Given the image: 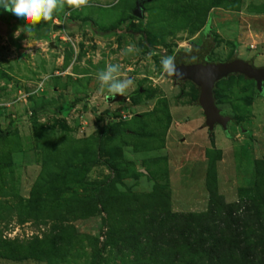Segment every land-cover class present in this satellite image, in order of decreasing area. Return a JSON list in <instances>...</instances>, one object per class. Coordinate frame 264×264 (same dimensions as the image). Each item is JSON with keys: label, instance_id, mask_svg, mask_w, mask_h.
I'll use <instances>...</instances> for the list:
<instances>
[{"label": "rangeland", "instance_id": "1", "mask_svg": "<svg viewBox=\"0 0 264 264\" xmlns=\"http://www.w3.org/2000/svg\"><path fill=\"white\" fill-rule=\"evenodd\" d=\"M136 1L66 5L35 26L46 29L41 38L17 33L25 25L0 8V264H119V250L105 244L106 221H124L126 201L99 202V213L85 215L84 197L114 178L109 159L121 175V158L142 174L118 180L117 192L147 193L156 183L177 213L206 211L207 187L237 216L251 214L247 196L259 198L257 187L264 193L255 182L264 83L259 94L244 75L218 81L216 106L230 121L212 133L200 105L189 104L199 87L174 81L160 64L167 55L186 60L210 40L208 61L264 66V0H140L141 16L132 18ZM127 45L139 51L125 53ZM107 64L133 80L123 96L106 99L97 73ZM123 110L134 116L123 120ZM257 225L264 232V220ZM58 232L68 237L50 258L56 250L46 240Z\"/></svg>", "mask_w": 264, "mask_h": 264}, {"label": "trees", "instance_id": "2", "mask_svg": "<svg viewBox=\"0 0 264 264\" xmlns=\"http://www.w3.org/2000/svg\"><path fill=\"white\" fill-rule=\"evenodd\" d=\"M42 29L34 27L31 36L33 33H36V38L45 36L46 29L43 34L40 33ZM37 32H39L38 36ZM197 54L191 55L188 59L192 61ZM179 59L176 65L177 69L182 72L187 66L188 59ZM230 76L243 75L230 74ZM170 77L176 80V76ZM219 82L215 83L213 89L215 104L218 102L216 86ZM138 99L133 98V102L136 103ZM189 104H198V93ZM133 116L134 114L127 120ZM113 126H116L115 123ZM95 162L97 160L90 164H95ZM117 163L123 166L124 175H121L122 172L116 162L110 159L105 161V165L114 174V178L102 184L100 190L90 191L84 197V201L87 207L86 217L101 211L96 209L99 202L104 206L108 200L124 199L126 201V209L120 212L121 215L125 214L124 221L115 217H109L106 221L108 230L105 233V244L119 250L121 254L119 264H264V232L257 225L259 219L264 220V193L261 188L257 187L259 198L247 196L249 205L246 211L251 214L247 213L245 216H237L235 204L226 203L222 196L217 195L215 188L210 187H207L209 204L206 211L177 213L170 208L169 193L156 183L147 193L117 192L115 185L118 180L123 183L124 178L137 180L142 175L133 170L130 162L122 158ZM263 164L256 161V184H264ZM103 211L109 212L106 209ZM110 214L114 215L115 212L111 211ZM110 221L115 223V226H109ZM125 222L127 224L124 228ZM259 228L260 233L258 234ZM67 229L70 231L71 227ZM54 237L50 241L46 240L47 245L51 242V250H59L56 244L61 242L62 238L68 237V234L58 232ZM240 237L243 239H239ZM40 243L46 245L44 240ZM40 252L37 251V253ZM56 252L50 258L57 255L58 252ZM92 264L97 263L93 261Z\"/></svg>", "mask_w": 264, "mask_h": 264}, {"label": "water", "instance_id": "3", "mask_svg": "<svg viewBox=\"0 0 264 264\" xmlns=\"http://www.w3.org/2000/svg\"><path fill=\"white\" fill-rule=\"evenodd\" d=\"M140 5V0H137L132 10V15L138 18L141 16ZM211 48V41L207 40L200 49L195 50L191 55L198 54L192 61L188 59L187 66L182 71L184 75L182 78H179V80L183 78L192 80L194 84L199 87L198 104L202 108L205 117V125L208 127L209 131H212L217 125L221 126L222 130L226 131L230 117L223 115L215 104L213 97L215 83L230 74H242L249 79L255 80L257 90L262 92L264 66H255L253 60H241L239 58H233L223 62L208 61L206 57Z\"/></svg>", "mask_w": 264, "mask_h": 264}, {"label": "clouds", "instance_id": "4", "mask_svg": "<svg viewBox=\"0 0 264 264\" xmlns=\"http://www.w3.org/2000/svg\"><path fill=\"white\" fill-rule=\"evenodd\" d=\"M88 4L89 0H0V8L14 15L25 25L24 28L18 29L17 33L21 30L24 32L33 31L36 25L52 19L53 15L57 11L63 10L66 5L80 8ZM124 51L125 53H131L139 50L134 45H127ZM160 64L165 74L174 75L178 78L183 77L184 73L177 69L174 56H164ZM120 71L119 64H107L104 69L97 73V80L101 88L107 87L108 92L111 94L106 99L114 98L116 95L123 96L134 83L132 79H121Z\"/></svg>", "mask_w": 264, "mask_h": 264}, {"label": "built area", "instance_id": "5", "mask_svg": "<svg viewBox=\"0 0 264 264\" xmlns=\"http://www.w3.org/2000/svg\"><path fill=\"white\" fill-rule=\"evenodd\" d=\"M133 114L130 113L129 110H123L120 114V118L124 119H129Z\"/></svg>", "mask_w": 264, "mask_h": 264}, {"label": "flooded vegetation", "instance_id": "6", "mask_svg": "<svg viewBox=\"0 0 264 264\" xmlns=\"http://www.w3.org/2000/svg\"><path fill=\"white\" fill-rule=\"evenodd\" d=\"M208 56V55H207ZM206 59L208 60V58L206 57ZM264 83V82H263Z\"/></svg>", "mask_w": 264, "mask_h": 264}, {"label": "crops", "instance_id": "7", "mask_svg": "<svg viewBox=\"0 0 264 264\" xmlns=\"http://www.w3.org/2000/svg\"><path fill=\"white\" fill-rule=\"evenodd\" d=\"M212 133H213V131H212Z\"/></svg>", "mask_w": 264, "mask_h": 264}]
</instances>
